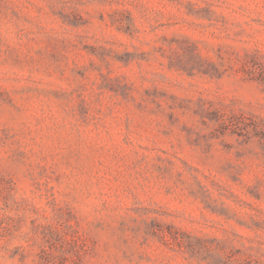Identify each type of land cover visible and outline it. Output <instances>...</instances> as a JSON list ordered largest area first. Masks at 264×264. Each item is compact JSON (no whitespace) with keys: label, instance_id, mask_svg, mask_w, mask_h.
<instances>
[{"label":"rangeland","instance_id":"374dc122","mask_svg":"<svg viewBox=\"0 0 264 264\" xmlns=\"http://www.w3.org/2000/svg\"><path fill=\"white\" fill-rule=\"evenodd\" d=\"M0 264H264V0H0Z\"/></svg>","mask_w":264,"mask_h":264}]
</instances>
